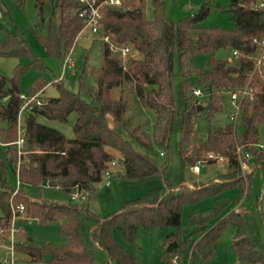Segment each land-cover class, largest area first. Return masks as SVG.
Returning a JSON list of instances; mask_svg holds the SVG:
<instances>
[{
	"label": "trees",
	"instance_id": "1",
	"mask_svg": "<svg viewBox=\"0 0 264 264\" xmlns=\"http://www.w3.org/2000/svg\"><path fill=\"white\" fill-rule=\"evenodd\" d=\"M13 1L17 7L23 4V0ZM44 1L35 0L38 12L42 11ZM50 1L53 7L60 9L59 24L54 27L50 23L46 35L36 32L34 35L46 53L58 58L61 63L72 49L84 21L78 14L80 6L73 1L61 0L58 5L54 4L58 0ZM120 1L119 7L106 6L102 9L101 28L94 36L101 46V65L90 71L94 87L88 85L84 69L79 76V90L88 94L91 101H85L78 93L66 90L57 82L56 97L46 98L43 105L33 106L22 114L21 148L16 141L19 138L18 115L21 107L19 80L24 70L16 67L12 76L0 75V230L9 228L11 206L16 208L23 204L27 217L36 219L41 225L58 223L63 237L59 247L50 243L37 245L28 240L16 247L30 255L34 264H95V248L104 253L105 259L101 264H138L116 240L115 231L132 243L140 230L180 228L184 206L212 199L210 214L192 210L189 215L188 224L192 231L187 235H194L195 239L187 242V238L182 239L181 233L176 237H167L165 247L174 241L178 242V246L171 252H167L166 247L163 264H172L176 254L185 252L196 254L201 260L210 259L214 244L227 229L231 231V248L237 261L264 264V257L249 237L240 211L235 212L236 208H232L214 221L227 207L242 200L249 190L253 172L259 169L263 183L257 204L264 223V149L260 148L264 146L260 139L264 127V66L253 71L254 64L248 58L257 52L253 38H264L263 9L257 8L256 0H230L233 28L207 29L199 26L209 15L207 4H199L198 9H191L186 19L173 23L165 17L162 0H149L153 10L151 20L146 19L138 7L124 9L125 0ZM102 35L109 36L118 45L132 46L133 51L125 65L107 44L99 40ZM62 48L66 53L62 52ZM219 50L227 51L230 57L226 60L215 58ZM233 52L238 55H233ZM175 54L182 72L184 109L180 112L175 108L170 85ZM197 54L208 55L207 72L191 67L190 59ZM0 55L26 57L38 70H45L18 35H9L0 42ZM192 76L196 79L194 85L188 81ZM126 81L134 82L140 103L155 113L153 135L150 137L142 133L141 138L132 131L129 136L133 141L148 150L153 146L165 148L174 120L179 116V153L183 163L192 168L199 161L213 164L219 158H225V171L207 183L192 187L175 185L163 178L160 188L123 204L116 212L106 216L90 212L79 202L71 200L66 203L28 200L20 188L13 195L14 189L7 183V166L18 172L20 185L37 186L46 182L49 187L68 194L77 188L85 193L86 201L92 199L97 184L116 160L112 151L118 154L117 162L126 179L163 175L166 162L157 165L151 156L139 153L132 142L117 131L116 127L122 124L127 113V103L122 96L112 98L111 92ZM45 86L42 79H36L27 90V97L39 95ZM244 88L251 89L253 97L242 100L238 111L223 127L209 129L206 138L201 139L196 121L202 112L207 119H211L223 110L225 93ZM194 89H199L202 97H195L192 93ZM199 99H202V105ZM71 114H75L71 139L37 120L42 117L66 123ZM238 126L241 127L239 135ZM24 152L29 153L25 156ZM242 152L250 155L245 161L251 169L249 173L242 169ZM25 161L29 168L23 165ZM231 190L237 192L236 198L224 196ZM82 216H85L88 226L89 242L82 234Z\"/></svg>",
	"mask_w": 264,
	"mask_h": 264
},
{
	"label": "rangeland",
	"instance_id": "2",
	"mask_svg": "<svg viewBox=\"0 0 264 264\" xmlns=\"http://www.w3.org/2000/svg\"><path fill=\"white\" fill-rule=\"evenodd\" d=\"M165 17L168 21L177 23L186 19L191 13V9H198L199 4H207L209 6V15L200 23L202 28H221L231 29L233 24L231 22V11L229 8L230 0H162ZM258 4H262L264 11V0H256ZM61 0L54 4L58 5ZM140 8L146 17L151 20L153 18L152 5L149 0H125L123 8ZM0 42L5 41L9 35H18L26 43L32 54L39 60L45 70H38L26 57L17 56H1L0 55V75L10 77L16 67L24 70L20 76L19 88L20 95L27 96V90L32 82L40 78L44 81L46 86L39 97L41 99L52 98L58 95L57 82H60L66 90L78 93L80 98L85 101H91V98L83 90H79V76L83 69L87 74L86 79L89 86L94 87V79L90 74L91 69H97L101 65V46L100 42L89 34V31H80L76 35V40L73 43L71 57L75 65L73 72H66L61 74L59 59L49 56L45 49L37 42L34 32L40 35H46L48 26L51 23L57 27L60 20L59 7H53L50 0H45L42 5V11L38 12L35 6V0H23L21 7H17L13 0H0ZM62 52L66 51L62 48ZM69 52L66 53L68 55ZM230 54L225 50H219L215 53V58L226 60ZM190 65L194 69H202L203 72L209 70L208 55L197 54L191 57ZM54 76L56 78H54ZM54 78V80H53ZM59 79V80H57ZM189 84L194 85L196 79L192 76L188 79ZM55 83V84H54ZM170 85L172 96L175 103V108L178 112L184 109L183 92H182V72L178 55L175 54L173 61L172 76L170 78ZM223 110L215 114L211 119H207L204 112L196 121V129L201 139L206 138L209 129L215 130L223 127L230 117L236 112L235 105L231 104L229 94L225 93ZM122 96L127 103V113L122 119V124L117 126V131L132 142L133 147L142 154L151 156L157 165H162L165 162L167 166L163 175H154L140 179H126L123 177V170L117 162L118 154L112 153L115 156V164L112 167V175L106 180L109 185L105 186V180L102 179L97 184L95 197L81 202L83 208L90 212L106 216L116 212L123 204L133 201L137 198L143 197L161 187L163 178H166L172 184H194L207 183L213 180L217 174L223 173L226 167L225 158H219L217 163L207 164L199 161L194 165L199 166L200 172L195 174L191 167L183 163L182 157L179 153L180 140V122L181 119L177 116L174 120L170 138L165 148L153 146L151 150L141 147L138 143L133 141L129 136V132L135 131L137 136L142 138V133L150 137L154 132L155 113L153 110L144 107L136 93L133 81H126L124 84L111 92V97L117 99ZM202 105V99H199ZM23 119V118H22ZM75 120V114L68 117L66 123L55 121H48L42 117L37 120L43 125L59 130L66 138H73L72 120ZM21 122V120H20ZM112 125V122H110ZM125 125V129L122 127ZM113 126V125H112ZM241 127H237V134L241 132ZM17 137V135H16ZM261 142L264 143V127L260 132ZM29 152H24L27 156ZM211 155H209L210 157ZM19 165V163H18ZM25 167L29 168L27 161L24 162ZM17 167V165H16ZM246 173L251 170L246 165L243 168ZM7 183L12 189L20 188L28 200L35 201H54L59 203H66L70 200V196L63 190L51 188L46 182H41L40 185H20L18 183L16 173L7 166ZM263 183L262 172L256 169L252 176L248 192H245L242 200L239 203H233L227 207L215 220L224 216L232 208L238 209L242 213L245 220L246 230L251 240L256 244L257 249L264 257V223L259 215V207L257 204V197L260 194ZM224 196L236 198L237 192L235 190L228 191ZM23 205V204H22ZM24 206V205H23ZM25 207V206H24ZM192 210L201 211L206 214L212 212V199H206L194 206H184L181 214L180 228L163 227L151 228L148 232L138 231L134 241L129 243L123 239L119 231L114 232L116 240L128 250L134 257L138 264H163V254L165 241L169 235L176 237L181 233L182 239L187 238V242L196 237L188 236L192 231L189 227L188 219ZM21 217V218H20ZM20 217L14 221V226L18 230H23V235L13 234L10 238L4 234L0 239V262H9L11 258L10 247L15 251L14 264H34L30 255L20 252L16 247L22 246L28 239L37 245L50 243L54 247H59L63 243V237L59 232L58 223H51L41 225L36 219L27 217L21 214ZM185 232V233H184ZM82 234L84 239L89 242L88 226L85 216H82ZM3 238V239H2ZM178 244L177 241H174ZM232 235L231 231L227 229L224 231L220 239L213 246V256L208 260H201L196 254L191 252L178 253L172 259V264H245L236 260L235 254L231 248ZM95 264H101L104 259L102 250L94 249ZM45 260V258H44ZM43 260V261H44ZM41 264V263H40Z\"/></svg>",
	"mask_w": 264,
	"mask_h": 264
},
{
	"label": "built area",
	"instance_id": "3",
	"mask_svg": "<svg viewBox=\"0 0 264 264\" xmlns=\"http://www.w3.org/2000/svg\"><path fill=\"white\" fill-rule=\"evenodd\" d=\"M74 3L78 4L80 6L79 9V17L83 19L84 21V26L82 28V31H89V34L91 36H96L99 34L100 28H101V19L103 17L102 14V9L103 7L106 6H111V7H119L121 6V1L120 0H71ZM257 8L262 9V4L257 3ZM1 18V14H0ZM99 40L108 45V48L111 52L116 53L119 56V59L123 65H125L126 61L129 58V55L132 53L133 48L130 45H118L111 41L109 36H100ZM253 42L257 45V52L255 55L248 56L249 59L253 62V71L259 70L261 66H264V38L262 39H256L253 38ZM233 55H238L237 52H233ZM60 71L61 74L66 73V72H73L75 70V65L71 57V52L68 53L64 57V59L60 63ZM59 80V79H57ZM193 95L195 97H202V92L199 89H194L192 91ZM229 94V99L231 104L235 105L236 112L238 111L239 104L242 100L245 99H251L253 97V93L251 89L244 88L241 90H236V91H231L228 92ZM19 99L21 101V107L18 115V134L19 138L16 141V144L18 145L19 148H21L22 145V139H21V133L23 131L22 125H21V117L22 114L30 111L33 106H41L44 103V99H41L39 95H34L32 97H27L24 95H19ZM260 148L264 149V146L261 145ZM238 152L241 153L240 148L238 149ZM243 153V152H242ZM241 155V154H240ZM243 158H242V169L247 165L246 160L250 158V155L247 153H243ZM211 157V156H210ZM201 163V162H200ZM198 163V164H200ZM114 162L110 164V166H114ZM195 165L191 168L192 172L197 174L199 173L200 169L199 166ZM250 169V168H249ZM244 170V169H243ZM251 170V169H250ZM17 179H18V172L16 173ZM110 175H112V172L108 169L105 171L103 175V179L106 181ZM19 183V181H18ZM20 184V183H19ZM48 185V184H47ZM109 183L106 181L105 186H108ZM19 188L14 189L13 195L17 193ZM70 200L72 202H83L86 200V195L84 192L79 191L77 188H75L74 191L69 193ZM235 212H238V209H235ZM25 213V208L22 204H19L16 208L11 206V220H10V225L7 230H0V239L1 237L6 234L9 236V244H10V238L13 234H20L23 235V230H18L14 226V221L17 219V217H20L21 214ZM21 218V217H20ZM3 239V238H2ZM1 242V241H0ZM11 250V258L9 262L6 261H1V264H14V257H15V251L13 250V247H10ZM173 264H178L177 262Z\"/></svg>",
	"mask_w": 264,
	"mask_h": 264
},
{
	"label": "water",
	"instance_id": "4",
	"mask_svg": "<svg viewBox=\"0 0 264 264\" xmlns=\"http://www.w3.org/2000/svg\"><path fill=\"white\" fill-rule=\"evenodd\" d=\"M134 53L136 54L137 51H134ZM198 108H202V107L199 106ZM28 240H29V241H32L31 239H28ZM177 246H178V244H177L176 242H173V243H171V244L167 247L166 251H167V252H171V251L175 250V249L177 248Z\"/></svg>",
	"mask_w": 264,
	"mask_h": 264
},
{
	"label": "crops",
	"instance_id": "5",
	"mask_svg": "<svg viewBox=\"0 0 264 264\" xmlns=\"http://www.w3.org/2000/svg\"><path fill=\"white\" fill-rule=\"evenodd\" d=\"M40 96V95H39ZM73 122H74V119L72 120ZM72 122V123H73ZM111 169H112V167H110V165H109V170L111 171ZM112 172V171H111ZM200 172V171H199ZM188 186H190V185H192V184H187ZM29 241V240H28Z\"/></svg>",
	"mask_w": 264,
	"mask_h": 264
}]
</instances>
